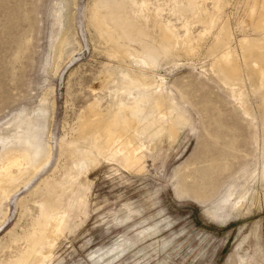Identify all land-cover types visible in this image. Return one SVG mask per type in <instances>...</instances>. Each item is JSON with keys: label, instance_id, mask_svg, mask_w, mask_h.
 I'll use <instances>...</instances> for the list:
<instances>
[{"label": "rangeland", "instance_id": "1", "mask_svg": "<svg viewBox=\"0 0 264 264\" xmlns=\"http://www.w3.org/2000/svg\"><path fill=\"white\" fill-rule=\"evenodd\" d=\"M94 2L0 0V154L2 141L14 143L24 129V124L17 128L21 121L36 123L39 140L50 148V157L36 171L22 157L7 171L15 179L8 177L9 197L0 194V264L23 247L21 238L38 214L40 194L49 188L57 195L58 183L86 168L62 198L67 229L47 264H240V244L257 224L258 236L252 234L241 252L264 264V188L257 177L263 162L260 133L221 83L211 50L218 31L227 25L228 49L242 63L240 41L259 37L246 21L253 9L264 8V1L145 0L160 25L173 27L181 38L191 35L193 45L189 55H175L151 69L107 53L109 45L91 26ZM179 8L185 9L182 18ZM257 19L255 15L253 24ZM127 70L151 77L146 93L154 90L167 99L163 112L144 113L142 127L153 122L167 129L168 102L187 121L175 139L165 129L160 139L149 141L151 130L145 128L139 140L148 141V148L142 149L140 171L95 151L88 157L75 143L90 104L105 111L115 96L124 102L132 99L115 90L120 73ZM91 158L98 163L93 168ZM7 166L0 155V181ZM245 186L250 191L243 205L252 201L251 213L239 219L227 216L221 200L229 190ZM13 235L18 243H12Z\"/></svg>", "mask_w": 264, "mask_h": 264}, {"label": "bare ground", "instance_id": "2", "mask_svg": "<svg viewBox=\"0 0 264 264\" xmlns=\"http://www.w3.org/2000/svg\"><path fill=\"white\" fill-rule=\"evenodd\" d=\"M94 1L90 12L91 26L98 38L109 45L107 53L110 56L119 55L121 60H133L136 66L137 64L141 66V69L142 67L151 69L158 66L160 62L168 61L175 55L183 54L182 56H187L192 52L191 35L186 34L184 38H181L174 33L173 27L160 25L157 20V14L149 12L145 0ZM254 7L256 6L254 5ZM178 11L182 18L185 9L179 8ZM255 15H257L258 19L253 24ZM248 18L246 24L252 26L259 37L249 39L247 36L246 39L240 41L242 63H237L234 54L228 49L227 40L230 35L227 25L222 26L221 29L219 28V35L217 36L218 33L215 35L217 37L211 43V50L217 57L214 63H216V74L222 81L221 83L228 88L230 95L233 97L232 99L239 105L243 116L259 130L263 162L260 174L257 177H260L264 188V8H261V10L253 9ZM210 24L212 27L214 26V23ZM136 71L127 70L123 74L120 73L119 79L115 82L117 87L114 88L117 94L127 92L132 96L129 102L121 101L115 96L113 104L109 105L107 110L102 111L98 108L99 105L92 103L88 106V110H91L89 114L82 116L75 143L85 148V153L88 157L92 155V151H95L99 157L107 161L116 159L125 168H137L141 166L140 164L144 157L142 156V149L146 146L148 148V145L144 143L145 140L143 142L139 140L145 128L151 130L148 133L149 137H146L149 141L153 142V140L155 141L162 137L165 127H158L153 122L149 125H143L145 127L141 125L145 122L144 113H148V117L149 113L150 115L152 113H161L167 99L165 100L161 94L154 92V90L150 94L146 93L152 86L151 81L149 82L148 80L151 77L146 78L145 75L139 72L141 70ZM244 78L249 84V90H246L250 91L251 94H248L254 98L253 102L256 109L255 107L252 108L251 101L246 94ZM134 88L139 89L138 93L132 91ZM167 104L170 118H168L169 126L167 127L168 130H166L170 135L168 137L175 139L179 130L187 124V121L185 117L177 112L173 102H168ZM158 123L161 124L162 122ZM22 124L25 127L19 132L20 135L17 133L14 136V143L10 145H6L4 141L1 143L2 152L0 155L5 156L8 162V166L5 168L6 177L0 181V194L2 195H7V188L11 184L8 183V177L13 181L15 179V176H10L7 171L11 166L17 164L19 157L24 158L33 171H36L40 167L38 165L46 162L50 157V148L46 144L43 145L38 138L37 124L31 121H21L17 128H21ZM97 165L98 163L91 158L90 167ZM72 169H68V177L71 176ZM26 171L28 172L27 169ZM82 173L86 174L87 168L81 170L79 174L81 175ZM79 176L72 177L69 181L65 180L67 181L66 183L64 181V183H58L57 185L60 188L57 195L53 194L54 190L52 192L49 188V190L46 189L45 193L40 194V201L37 206L38 214L32 220L31 230L21 238L23 247L17 248V254L11 260L9 259L7 264H47L56 240L67 227V223L65 225L67 212L64 209L62 198L68 188L76 186ZM254 178L256 177L253 176L252 179ZM249 191L247 186L242 191L229 190L220 202L222 205L221 210L226 211L227 216L232 215L235 219L250 214L254 203L251 201L249 206L243 205ZM209 216L215 217L213 214ZM257 225L252 228L249 235L243 238L240 244L237 252L240 264H251L255 258L247 259L248 252L244 251L243 254L241 247L251 239L252 234L253 236L254 234L258 236ZM12 243H18L17 237L14 235ZM248 247L246 248L248 249ZM255 264H258L257 260Z\"/></svg>", "mask_w": 264, "mask_h": 264}]
</instances>
